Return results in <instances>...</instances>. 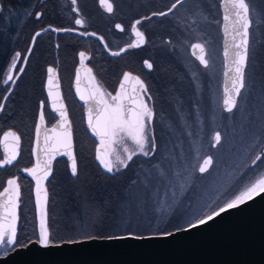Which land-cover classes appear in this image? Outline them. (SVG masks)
Returning <instances> with one entry per match:
<instances>
[{"label":"flooded vegetation","instance_id":"flooded-vegetation-1","mask_svg":"<svg viewBox=\"0 0 264 264\" xmlns=\"http://www.w3.org/2000/svg\"><path fill=\"white\" fill-rule=\"evenodd\" d=\"M125 1L107 0L113 9L108 12L100 0H75V3L73 0H0V105H3V110L0 111V193L8 187L7 181L10 179L17 181L20 190L17 243L11 248H0V256L15 248L39 242L38 216L33 203L36 180L29 175V170L35 169L36 164L37 126L50 129L59 119L50 106V99L60 98L64 105L76 163L79 133L82 134V143H85L86 147L91 145L92 139L85 130L83 108L77 102L74 89L75 69L80 52L85 53L83 65L92 88L107 104L112 101L113 96L125 92H117L124 72L136 75L143 81L147 93H141V96L143 102L154 111L152 134L155 139L154 123L158 120L156 111L167 109L170 92L179 93L180 85L182 87L184 81L189 78L179 53L183 34L175 32V35L172 26L149 29L152 23L150 21L166 19L174 13L175 10L165 17L151 15L154 12L168 11L174 0H165L163 8L155 6L156 0H136L135 4H126ZM213 1L217 4L216 15L220 20L219 0ZM251 12L250 9V41L255 32ZM37 14H40L39 18ZM148 17L151 18L147 19ZM77 19L82 23L76 24ZM138 20L141 21L140 24L136 23ZM116 25L121 27L118 29ZM136 31L144 34L139 46L113 55L134 42L137 44L139 38L135 35ZM37 33L40 35L37 36ZM88 33L96 37L86 35ZM193 42L201 43L194 39L188 40L182 51L186 57L199 65L190 54V45ZM17 52L20 53V58L13 68L12 60ZM220 62L222 71L221 52ZM147 63L152 64L151 69H148ZM48 68L53 69L55 82L52 89L54 95L51 97L48 95ZM88 69H91V73ZM171 73H175L176 78L171 77ZM9 76L12 77L10 81L7 79ZM41 112L45 117L43 123L39 119ZM8 132H14L20 137L18 146L11 138L2 148L1 138ZM215 132L220 133L221 141L212 146ZM225 139L224 127H218L210 136V146L216 148ZM14 147L16 156L11 163L6 164L5 160ZM258 153H264V145L259 151L253 150L248 159L245 170L250 176L258 175L264 170V155L252 166V161ZM136 158L146 161L150 159L141 156ZM242 172L245 174L244 170ZM120 175L123 176L124 173ZM79 177L81 176L78 173L72 175L63 157H52L51 174L45 182L47 201L49 202L52 193H73L77 198L79 193L88 192V188H78ZM46 219L48 220V215Z\"/></svg>","mask_w":264,"mask_h":264},{"label":"rangeland","instance_id":"rangeland-1","mask_svg":"<svg viewBox=\"0 0 264 264\" xmlns=\"http://www.w3.org/2000/svg\"><path fill=\"white\" fill-rule=\"evenodd\" d=\"M125 2L135 4L136 0ZM246 2L252 10L255 32L249 45L245 87L231 114L224 113L220 104L221 35L216 2L198 0L193 4L188 0L168 18L150 21L151 30L172 26L175 35V32L183 34L179 53L189 78L182 87L180 85L179 93L170 92L167 109L156 111L157 150L154 159L139 160L138 174L129 180L125 191L113 189L120 197L118 209L114 206V210H109L114 215L116 210L119 216V221L113 226L114 232L129 228L134 234H152L163 227L181 228L188 225L190 219L196 218L194 208L205 203L214 208L226 198L229 190L235 191L237 184L234 185L233 177L243 174L254 147L259 141H264V0ZM164 4L165 0L155 1L156 7L163 8ZM193 39L205 47L207 67H200L183 53L186 42ZM170 75L173 78L177 76L175 73ZM221 126L225 129L226 139L212 148L210 136ZM123 138V133L119 134V142L115 146L127 145ZM79 140L77 151L83 154L82 162L88 164L86 157L89 147L82 143L81 133ZM115 150L117 157L119 150ZM207 154L211 155L212 164L207 172L199 173V163ZM76 164L81 177L92 175L79 171L78 159ZM189 173L192 180L185 184L181 193L180 182ZM127 174L125 172L124 176ZM260 177H264V170L255 179ZM246 179L250 178H243L238 186ZM116 182L117 178L103 177L101 183L113 185ZM88 189L85 196L93 197V189ZM173 193L178 197V203L174 205L175 214L162 219L161 206L172 203ZM204 211H208V208L205 207ZM66 224L68 221H63L57 230L68 227Z\"/></svg>","mask_w":264,"mask_h":264},{"label":"water","instance_id":"water-1","mask_svg":"<svg viewBox=\"0 0 264 264\" xmlns=\"http://www.w3.org/2000/svg\"><path fill=\"white\" fill-rule=\"evenodd\" d=\"M218 8L220 11L219 31L221 35L220 52L222 59L220 104L222 111L228 113L224 105V100L227 99L229 95H233L236 101L239 97L235 96L233 92L232 81L235 73L231 69L233 68L232 62L235 58V52L237 51L234 47V43L239 42L240 39L237 35V30H241V26L240 23L237 22L239 18L235 15L236 9L232 7L230 2L219 0ZM224 16H228L229 19L224 20ZM249 20L251 27L250 15ZM86 35L95 36L92 33ZM234 36L236 37L235 40H233ZM196 43L199 42H193L190 45V54L199 65L204 66L200 63L198 57L200 55H204L205 57L206 53L205 51L204 53H200L199 49H195L193 45ZM135 44L134 42L130 46L122 48L117 53L120 54L127 49H131L135 47ZM126 74L130 77L127 80L124 79ZM135 78L139 77L129 72H124L117 87L118 93L121 90L125 91L124 106L126 110L135 106L130 99L132 97L137 98V104L143 102L141 92L134 91V89L139 88ZM121 85H123V88ZM74 89L77 102L83 108L82 114L86 133L95 144V161L102 171L106 174H115L125 169L131 161L127 159L130 153H133V158L135 156L144 158L153 156L154 153L148 157L139 153L131 137L124 133L123 135L125 138L123 139L126 140L127 145L115 146V143L109 142V138H104V143H101L102 136L97 134L95 122L97 111L104 107L105 102L98 103L102 98L92 88L90 79L86 74V68L80 63V57L75 69ZM81 95L84 96L83 100L80 98ZM50 103L51 108L54 110L53 112L59 119L50 129L39 126L40 132L36 138L35 148L36 175L40 176L43 173V165L47 161L50 165L48 178L51 174L52 157H63L67 161L70 171V156L75 158L71 135L70 146L66 147L63 142L64 137L62 134L65 131L63 125H67V131L71 134L67 115L66 119H62L59 111L56 110L62 108L64 111V105L60 98L50 99ZM114 104L115 101L113 100L108 103V105ZM90 109L92 110L91 126L89 124ZM152 123L153 119L148 122V131L150 135H153ZM46 134L48 136L47 143H45ZM215 134L216 132L212 137V146L216 145L214 141ZM4 136L5 134L1 138L2 148H4L11 139V137H9V139L5 141ZM125 148L128 149V152L124 151ZM115 149L119 150L117 157L114 155L116 153ZM64 152L70 153V156L63 155ZM98 157L112 162L113 171L111 173L104 168ZM208 157L211 156L206 155L203 157L199 166L202 165L203 160ZM121 160L124 161L123 164L120 163ZM47 179L41 180L42 189H46L45 182ZM5 199L6 196H0V202ZM33 203L39 223L40 206L36 203V187L33 194ZM46 205H43L45 210ZM187 227L188 225H185L167 232L170 233V235H163V233L146 235L128 233L105 238H90L51 243L49 247H42L39 242H34L24 247L15 248L7 254L0 256V264H264V195L258 196L237 209L223 213L205 225L191 230H184ZM133 235L142 238H112L129 237Z\"/></svg>","mask_w":264,"mask_h":264},{"label":"snow or ice","instance_id":"snow-or-ice-1","mask_svg":"<svg viewBox=\"0 0 264 264\" xmlns=\"http://www.w3.org/2000/svg\"><path fill=\"white\" fill-rule=\"evenodd\" d=\"M75 3V0H73ZM101 4L106 6L108 12H112V5L107 2V0H100ZM186 0H174V2L169 7L168 11H160L154 12L151 15L156 17H165L168 16L169 13L173 12V10L177 9V6H183ZM191 3L195 4L197 0H190ZM225 2H230L232 7L236 9L235 15L239 18L238 23H240L241 30H237V35L240 37L239 42L234 43V47L237 49L235 52V58L233 59V68L231 69L234 71L235 76L232 81V88L235 96H239L241 90L245 87V68L248 60L249 55V27H250V20H249V4L246 0H225ZM40 17V14H37V18ZM148 17L147 19H150ZM228 16H224V20H228ZM82 21L77 19L76 24H81ZM137 24H140L141 21H137ZM119 29L121 26L116 25ZM52 31H58L57 29H52ZM67 31V30H65ZM37 36L40 33L36 34ZM135 35L139 38L137 44L134 46H139L140 41L144 39V34L141 31H136ZM236 37H233L235 40ZM195 49H199L200 53H204L205 49L204 46L200 43H196L193 45ZM119 53H113V55H118ZM80 63L83 65L85 60V53L80 52ZM20 58V53L17 52L15 54V58L12 60V66L15 68L16 62ZM200 63L207 67V60L205 59L204 55H200L198 57ZM148 69L152 68L151 63H147ZM48 95L51 97L53 96V87L55 86V82L53 79V69L48 68ZM91 73V69L87 70ZM130 77L126 74L124 79L127 80ZM9 81L12 80V77L9 76L7 78ZM136 79V84L139 85L138 89H134V91H139L141 93H147V87L143 83L142 80L139 78ZM123 88V85H121ZM58 95V94H57ZM95 95V94H93ZM124 96L125 93L121 92L120 94L113 96L112 100L115 101L114 105H108L104 103L101 99L98 103H104V107L102 109H98L96 122H95V130L97 134L102 136L101 143H104V138H109L110 143H118L117 137L119 134L124 133L127 136L131 137L132 141L136 145L139 153L143 154L145 157L150 156L157 150V144L154 134L150 135L148 131V122L151 121L154 117V112L152 108H150L146 103L140 102L136 103V97L130 98L132 103L135 105L132 108L125 109L124 106ZM82 100L84 96L81 95L80 97ZM151 99V97H148ZM5 99H7L5 97ZM237 101L233 95H229L227 99L224 100V105L226 106V111L231 113L233 109L236 107ZM43 107V102L41 104ZM3 110V105H0V111ZM59 111L60 117L62 119H66L65 112L61 109H56ZM92 110H89V124L92 125V117H91ZM40 122L43 123L45 117L44 113L41 112L39 116ZM65 128L64 133L62 134L64 137V145L70 146V132L67 131V125H63ZM40 132V127L37 126L36 133L37 135ZM11 137L15 142L16 146L19 145L20 137L17 136L14 132H8L4 136V140L7 141ZM48 141L47 134L45 135V143ZM214 141L216 144H219L221 141V135L219 132H216L214 136ZM125 152H128V149H124ZM63 155H69L70 153L64 152ZM264 153H258L255 156V159L252 161V166L255 165L256 161L261 159V156ZM16 156L15 147L11 150V154L5 160L6 164L12 162ZM71 158V171L72 175L77 174V164L75 158ZM133 158V153H130L127 159L130 161ZM100 159V163L104 166V168L111 173L113 171V164L111 161ZM121 164L124 163L123 160L120 161ZM212 164V158L208 157L207 159L203 160V164L199 166L198 171L200 173H205L208 171L209 166ZM44 171L40 176L36 175V169L29 170V175L33 176L36 180V203L40 206V217H39V244L42 247H49L51 246L49 229L47 226L46 220V210L43 205L47 203V191L46 189L41 188V180H46L50 173V165L46 161L43 165ZM163 175V173H161ZM179 176V172L177 173ZM192 180V175H189L185 178L183 182H180V189L181 193L184 191L185 184L189 183ZM8 187L4 189L0 196H6V199L0 202V248H11L16 245V236H17V220L18 214L17 209L19 208V200H20V190L17 184V181L14 179H10L7 181ZM264 195V177H260L254 179L246 183L242 186L238 191L231 192L229 190V194L226 195L224 202L219 204L217 207L212 208L210 205L205 203L203 206L197 207L193 209V215L196 217L195 219H190L188 221V227L184 230H191L193 228L200 227L202 225L207 224L208 222L214 220L215 218L219 217L223 213H226L230 210L237 209L246 203L254 200L258 196ZM178 197L176 193H173V200L171 204L162 205L161 206V218L168 217L170 215L175 214V207L177 205ZM207 207L208 211H204V208ZM163 235H170V233H163ZM91 238V237H90ZM113 239H140L142 237L137 236H129V237H112Z\"/></svg>","mask_w":264,"mask_h":264},{"label":"trees","instance_id":"trees-1","mask_svg":"<svg viewBox=\"0 0 264 264\" xmlns=\"http://www.w3.org/2000/svg\"><path fill=\"white\" fill-rule=\"evenodd\" d=\"M263 145L264 141H259L257 146L254 147V152L259 151V149L262 148ZM94 146L95 144L91 140V145L88 149V154L86 157L88 160V164L82 162L83 154L77 152L79 171L92 173V175L90 176L78 178V188H92L93 197L85 196V193H81L82 195L79 193V196L77 198H75L73 194H50L49 202L47 201L48 203L46 205V211L48 215V220H46L51 243L90 239V237L105 238L119 234H134L130 231L129 228H125L124 230L119 232H114L113 226L117 221H119V216L117 217L116 210L120 206V197L116 195L113 189H120L122 191H125V189L128 188L126 187L127 183H129V180L138 174L139 169H137V167L140 163L139 160H143V158H136L139 156H135L125 169L121 170L118 173H115L117 175L109 176L104 171H102L100 166L95 161ZM153 159L154 157L148 160L151 161ZM246 171L247 170H245L244 168V176L242 174L241 176L237 175L235 178L233 177L234 185L237 184L236 189L233 192L238 191L246 183L255 179L256 175L250 176ZM125 172L129 174H127L126 176L120 175L121 173ZM103 177L117 178L118 182L113 185L101 183L103 181ZM245 177L250 179L244 180L246 182H242L243 184L241 183L238 186L241 180H243V178ZM84 197L86 201H84ZM223 202L224 200L220 201L219 204ZM218 205H216L215 207H217ZM114 206H118L115 210V215L114 213L112 214V212H109V210H114ZM65 220L68 221V224H66L68 227L57 230V226H61V223ZM33 225L35 228L36 221H34ZM66 228L68 230H66ZM174 229L177 228H175V226L163 227L152 234L167 233L173 231ZM146 234L149 233L136 235Z\"/></svg>","mask_w":264,"mask_h":264},{"label":"bare ground","instance_id":"bare-ground-1","mask_svg":"<svg viewBox=\"0 0 264 264\" xmlns=\"http://www.w3.org/2000/svg\"><path fill=\"white\" fill-rule=\"evenodd\" d=\"M220 43H221V39H220ZM111 175L113 176V175H117V174H111ZM78 192H79V190H77V193H78ZM72 194H73V193H72Z\"/></svg>","mask_w":264,"mask_h":264}]
</instances>
